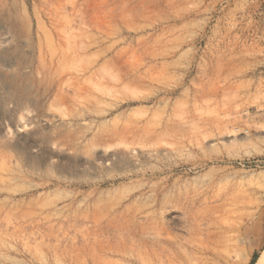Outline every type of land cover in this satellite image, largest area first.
<instances>
[{"label":"rangeland","instance_id":"374dc122","mask_svg":"<svg viewBox=\"0 0 264 264\" xmlns=\"http://www.w3.org/2000/svg\"><path fill=\"white\" fill-rule=\"evenodd\" d=\"M262 209L264 0H0V264H251Z\"/></svg>","mask_w":264,"mask_h":264},{"label":"crops","instance_id":"0c3cea01","mask_svg":"<svg viewBox=\"0 0 264 264\" xmlns=\"http://www.w3.org/2000/svg\"><path fill=\"white\" fill-rule=\"evenodd\" d=\"M251 242L254 250L264 246V209L260 211L255 220Z\"/></svg>","mask_w":264,"mask_h":264},{"label":"bare ground","instance_id":"6f19581e","mask_svg":"<svg viewBox=\"0 0 264 264\" xmlns=\"http://www.w3.org/2000/svg\"><path fill=\"white\" fill-rule=\"evenodd\" d=\"M254 264H264V247L259 253L257 259L255 260Z\"/></svg>","mask_w":264,"mask_h":264},{"label":"trees","instance_id":"16d2710c","mask_svg":"<svg viewBox=\"0 0 264 264\" xmlns=\"http://www.w3.org/2000/svg\"><path fill=\"white\" fill-rule=\"evenodd\" d=\"M256 257H257V256L255 255L254 258H253V260H252V262H251V264L254 262V260L256 259Z\"/></svg>","mask_w":264,"mask_h":264}]
</instances>
